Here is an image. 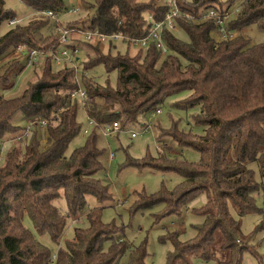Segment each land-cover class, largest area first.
<instances>
[{"label":"trees","instance_id":"16d2710c","mask_svg":"<svg viewBox=\"0 0 264 264\" xmlns=\"http://www.w3.org/2000/svg\"><path fill=\"white\" fill-rule=\"evenodd\" d=\"M21 1L34 15L25 23L18 18L20 21L0 34V61L20 44L41 53L27 64L15 55L0 65L2 90H13L16 78L29 69L18 93H0V151L4 142L13 141L0 164V264H145L146 239L130 244L123 237L122 225L103 221L101 206L88 207L91 195L99 201L113 199L110 186L95 177L103 168L96 129L119 122L124 130L159 110L167 97L186 90L188 96L172 105L185 110L197 106L192 121L201 133L181 129L174 121L169 128H159L158 137L195 148L201 158L188 162L167 154L163 144L156 155L128 156L126 165L182 176L172 190L163 188L149 195L137 192L131 212L164 203L160 214L181 215L204 193L206 202L192 208L204 217L193 224V237L183 239L177 231L162 236L161 241L172 244L164 264H191L193 258L242 264L250 235L242 232L231 207L239 215L260 211L256 196L264 198V39L254 42L249 33L252 26L264 31V0H177L180 14L174 24L188 39L165 25L161 33L165 53L153 41L148 48L130 54L128 50L112 51L118 43L131 46L129 42H109L103 51L77 37L71 46L73 64L63 65H57L52 55L60 45L62 22L39 14L51 10L59 15L65 0ZM84 3L87 15L64 27L143 37L152 27L148 17L164 20L168 10L155 0ZM210 8L227 13V30L240 34L232 40H219L213 21L202 20L203 12ZM13 18H17L15 13L0 0V27ZM82 51L86 58L80 62ZM98 65L106 71L104 81L90 73ZM113 72L114 84L109 78ZM79 87L86 91L84 100L74 94ZM80 108L94 121V127L84 143L66 155L82 128ZM16 112L25 117L26 126L12 122ZM43 121L46 126H41ZM60 196L66 200V214L54 203ZM27 215L33 229L24 223ZM69 217L74 222L83 219L87 225L75 227L73 236L64 239V245L52 254L36 233H48L59 245ZM125 255L128 259L123 262Z\"/></svg>","mask_w":264,"mask_h":264},{"label":"rangeland","instance_id":"374dc122","mask_svg":"<svg viewBox=\"0 0 264 264\" xmlns=\"http://www.w3.org/2000/svg\"><path fill=\"white\" fill-rule=\"evenodd\" d=\"M84 1L85 0H65L66 7L64 8V11L58 15V20L62 22L61 26L64 27L66 22L87 15L88 9L85 8ZM155 1H157L159 5L164 4V0ZM184 1L189 2L190 0ZM3 2L4 7L12 10L16 17L20 18L23 23L27 22L34 15L33 10L26 6L21 0H3ZM76 7H78V11L73 12L72 8ZM205 12H203V14ZM39 15L42 16V13ZM9 27V22L5 21L0 27V34L6 32ZM175 33L178 37L184 40L188 39L187 34L181 29L176 28ZM249 33L254 42H260L264 39V31L256 26L249 28ZM239 34L240 32H236L234 37ZM78 38L81 41H84V36L82 34H78ZM81 47L87 49V45L83 44ZM107 49V45L102 47L103 51H107ZM127 50L130 54H135L138 47L118 43L116 44V48H112V51L114 52H125ZM14 53H11L2 59L0 65L5 64L6 61H9L10 59L16 58L13 57L15 55L19 56L20 63L27 64L29 62L25 55H21L16 51ZM79 56L81 58L80 62L86 58L83 51L82 53H79ZM20 63L18 66L22 65ZM79 64L81 63H78V65ZM28 70L29 69L25 70V72L23 71L24 73H21V75L16 78L13 90H2L4 89V86L1 85L0 93L4 95H14L18 93L23 86ZM90 73L97 75L100 81H104L107 78L106 71L102 65L96 66L90 71ZM109 78L111 83L114 84L116 73H110ZM10 79H13V75H10ZM188 94L189 91L186 90L167 97L164 105L159 109V112L153 111L147 113L139 120V122L129 125L124 130L120 129L112 136H106L100 127L96 129L98 146L103 149L101 155L103 168L97 172L95 177L110 186L113 192V199L99 201L96 197L91 195L87 197L88 207L101 206L103 221L109 223L115 220L117 224L122 225L124 227L123 237H125V240L130 244L137 245L146 239L148 254L145 258V264L165 263L166 255L168 251L172 249V244L170 241H161L163 235L169 231H177L183 239L193 237L195 234L193 224L202 221L204 218L203 216L192 212V208L199 207L206 202L207 197L204 193L200 194L191 202L189 205L190 210H184L181 215L160 214L164 210V203L153 204L136 212H131L133 204L138 198V194H136L137 192L149 195L159 192L163 188L166 190H172L182 181V176L173 171L155 170L147 166L137 167L134 165H126L128 156L140 158L147 153L156 155L158 150L162 151L165 146L167 154L181 157L188 162H199L201 158L200 151L195 148L180 145L176 141L167 137H158L159 128H169L174 121L178 123L181 129H192L194 132L201 133V128L197 127L192 121V116L199 111L197 106L185 110L172 105L173 102L186 98ZM78 119L82 122V128L80 133L69 143L65 151L66 155H70L75 148L81 146L87 135L85 130L87 129L88 132H90L94 127V124L88 120V117L82 108L79 109ZM12 122L16 125L26 126L25 117L20 112L15 113ZM132 131L137 133L136 137H131ZM12 144V140L6 141L2 144L0 151V164H2L5 155ZM162 144L164 146H162ZM258 177L259 172L257 171V178ZM54 203L62 213H67V203L63 196L55 198ZM256 204L261 208L260 211L250 212L244 215H239L237 211L231 207V212L235 218L241 221L242 232L250 235V248L243 253L242 264H264V198L262 195L256 196ZM73 220L72 217L67 219L64 236L59 245L53 242L48 233H36V236L38 240L45 244L50 249L51 253L54 254L57 252L59 246L64 245V239H69L73 236V230L75 227L84 224L87 225V222H84L83 219H81L80 222H74ZM24 223L27 227L33 229V224L28 215L25 216ZM127 259L128 255H125L122 261L126 262ZM191 264H217V262L215 260L205 261L193 258Z\"/></svg>","mask_w":264,"mask_h":264},{"label":"built area","instance_id":"2783aa9c","mask_svg":"<svg viewBox=\"0 0 264 264\" xmlns=\"http://www.w3.org/2000/svg\"><path fill=\"white\" fill-rule=\"evenodd\" d=\"M164 4L168 7L164 20L157 21L150 15L148 18L152 20V27L150 32L143 37H134L123 32L105 33L97 29H79L77 27L67 28L60 26L58 29L60 45L52 53L55 63L57 65H63L66 62L73 64L74 53L72 52L71 46L75 44L78 34H82L85 41L92 42L101 48L106 46L109 42H129L131 46H136L138 49H146L153 41L156 43V46L161 49L163 53H165L167 47L162 39V29L166 25L168 28L176 30L177 26L174 24V18L180 14V8L177 4V0H164ZM72 11L77 12L78 7L72 8ZM42 15L59 22L58 14L51 10L43 11ZM202 20L213 21L217 29L216 36H218L219 40H232L235 38V33L228 31L225 25L228 20L227 13H220L215 8H210L204 14H202ZM18 21H20V19L13 18L10 20L9 24H14ZM77 51L78 50H76V52ZM16 52L21 55H25L29 61L38 59V56L41 53L37 49L28 48L25 44L18 45ZM75 68L77 71L78 68ZM74 94L83 100L87 97L86 91L82 87H79ZM156 112H159V110H156ZM89 121L94 124V121ZM46 124V121H43L41 126H46ZM100 128L104 131L106 136H112L114 133L120 130V123L112 122ZM85 132L88 133V130L86 129ZM136 136L137 133L132 131L131 137Z\"/></svg>","mask_w":264,"mask_h":264}]
</instances>
